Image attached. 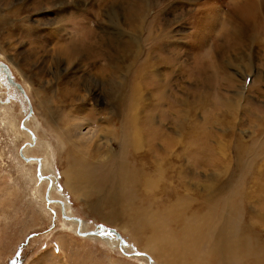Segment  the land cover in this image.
Listing matches in <instances>:
<instances>
[{
    "label": "rangeland",
    "instance_id": "rangeland-1",
    "mask_svg": "<svg viewBox=\"0 0 264 264\" xmlns=\"http://www.w3.org/2000/svg\"><path fill=\"white\" fill-rule=\"evenodd\" d=\"M231 1L0 0V106L28 138L13 142V132L0 125V264H160L127 233L96 219L81 194L65 186L63 146L44 122L54 118L64 131L73 129L58 108L63 87L71 82L74 90L78 77L77 116L89 120L84 132L93 136L88 150L82 143L83 153L91 149L104 160L108 154L96 145L106 142L116 155L117 142L128 135L127 162L145 176L138 200L177 204L192 223L210 217L213 235L235 210L239 231L230 237L231 247L238 248L240 238L264 245V155L246 154L264 149V35L263 43L245 49L230 40L224 45L212 32L210 51L201 46L209 35L203 20L225 13ZM103 42H111L107 50L99 46ZM82 43L97 44L96 61L76 56ZM110 59L113 85L127 96L125 108L135 122L125 123L130 131L121 137L120 123L102 116L110 86L101 73ZM145 62L151 68L137 73ZM93 80L99 85H86ZM84 94L87 101L80 100ZM44 141L56 153L52 170L43 161ZM109 231L125 239L131 256ZM193 260L210 264L201 250ZM243 262L238 257L230 264Z\"/></svg>",
    "mask_w": 264,
    "mask_h": 264
},
{
    "label": "bare ground",
    "instance_id": "bare-ground-1",
    "mask_svg": "<svg viewBox=\"0 0 264 264\" xmlns=\"http://www.w3.org/2000/svg\"><path fill=\"white\" fill-rule=\"evenodd\" d=\"M205 23L206 22L203 20L202 28H206L205 30L209 35L207 38L205 37L201 40L203 51H210L211 46L209 45H212L210 41L214 40L210 39L212 32L218 34L223 42L230 40L238 47L242 46L245 49H251V46L255 45L258 41L261 40L263 43L264 0H232L225 13H210V21ZM111 42H108L106 45H104L103 42L100 43L99 46H104L106 49L110 46ZM92 46L93 47H88L85 43H82L77 50L78 53L76 56L78 57L79 54L83 53L84 56L89 57L92 61H96L97 57H99L97 53V44L94 43ZM116 48L119 49L118 47ZM214 52L213 50L211 51V53ZM111 60L112 59L107 61L104 65L105 70H102L101 73V80L107 79V83L105 84H109L110 86L108 89H104V95L106 96L105 101L107 102L109 110L102 116L106 122L114 121L117 124L120 123L121 130H119L116 137H121V134H128L130 131V127L126 126L125 123L133 124L135 122L131 120L133 116L129 113L128 109L125 108L128 104L126 100L127 96L118 91L113 85L114 64ZM77 64L79 65V63ZM146 68H151L150 63L148 66L146 62L143 63L136 69V72L138 73ZM93 71V74H96L98 70L96 71L95 67ZM74 84V90L71 89V82L63 87L65 95L64 99L60 100L63 104L58 108L63 110V117L65 116L64 111L67 113V121L71 123L73 129L64 131L59 126L58 121L55 122L54 118L47 119L44 125L49 129L50 133L56 137V141L60 142L58 147L59 145L63 146L62 148L65 153L64 166H67L62 172V176L65 178V182L63 181L65 186L68 190L75 191V195L81 194L82 198H80V200L83 205L87 207L90 214L94 215L96 219L104 221L106 224L108 223L116 227V229H120L127 233L134 242L142 246L143 251L150 252L154 260H157L160 264H197L193 258L197 257L200 250L204 252L205 262L210 264H230L231 260H238V257L244 261L241 264H264L263 244L254 245L244 238L238 239V248H233L229 244L230 237L237 234L239 231V223L235 210L232 211V214L228 218L227 227L225 228L229 229V237L222 238V232L225 229L219 235H213L215 224L212 223L210 225V217H205L200 223H192L188 217L182 214L177 204L152 203L142 199L141 201L138 200L137 196L140 195L143 189V186L140 188V179L142 180L145 176L140 170H136L132 167V163L127 162L128 154L126 155V151L129 147L128 135L126 140L117 142L120 144V149L116 155L113 154L111 147L106 142L96 145V147L100 148L99 151L103 152L102 154H108L104 160H102L101 156L94 150L90 149L88 152L83 153V151L80 150L82 143L85 144V148L88 150V148L91 147L89 145L93 141V136L92 133L84 132L85 129L89 128V120L77 116V114L82 113V108L77 107L78 104L75 103L77 101L76 97L78 96L76 86L80 84L79 77L74 78ZM211 84L212 81L210 82V85ZM86 85L92 87V85L96 86L99 84L93 80L89 83L86 82ZM87 99L88 96L85 94L80 97L81 101H87ZM99 99L100 97L97 95L93 98L94 102H97ZM135 100L136 92L134 88L131 87L130 102ZM83 106L84 105H82V107ZM92 106L94 107V105ZM83 124H86L85 127ZM0 125H2L8 133L13 132V142L19 140L21 137L27 138L26 135L18 130L15 117L13 115H7L3 106H0ZM44 143L45 144L42 145L45 155L43 161L47 160L49 166L46 169L52 170L51 165L54 163L56 153L51 143L48 141H44ZM26 150H28V148ZM30 150L31 149H29V151ZM260 153L264 155V149H262L261 152H258V150L246 152L248 156L255 159L259 157ZM42 168L45 170V164ZM25 172L26 171L23 173ZM30 179L33 180V177L30 176ZM58 203L62 205L60 201H58ZM62 214L63 217L66 216L64 211H62ZM71 219L81 224L79 219ZM109 233L113 235L117 234L114 231H109ZM88 234L91 235L92 233L87 232V235ZM101 234V232H98L97 235ZM92 238L95 237H91V239ZM109 243L117 246V244L113 242ZM184 252L190 253V259L183 257Z\"/></svg>",
    "mask_w": 264,
    "mask_h": 264
},
{
    "label": "water",
    "instance_id": "water-1",
    "mask_svg": "<svg viewBox=\"0 0 264 264\" xmlns=\"http://www.w3.org/2000/svg\"><path fill=\"white\" fill-rule=\"evenodd\" d=\"M37 162L39 163V160H37ZM39 169H40V164H39ZM40 178L43 179L44 176L40 175ZM46 179L48 180V177H46ZM50 184H51V181L49 182V186H50ZM114 235L116 236L117 240H119L120 243H121V245L123 246V247L120 248L121 251L123 252V254H124V255H127V256H131V255L127 254V253L124 251V247H128V245H129V244L125 241V239L122 238V237H120V236H118L117 234H114ZM136 255H138V256H143V255L140 254V253H136ZM143 257H145V256H143ZM148 263H149V264H152V261H150V259H148Z\"/></svg>",
    "mask_w": 264,
    "mask_h": 264
},
{
    "label": "flooded vegetation",
    "instance_id": "flooded-vegetation-1",
    "mask_svg": "<svg viewBox=\"0 0 264 264\" xmlns=\"http://www.w3.org/2000/svg\"><path fill=\"white\" fill-rule=\"evenodd\" d=\"M78 231V230H77Z\"/></svg>",
    "mask_w": 264,
    "mask_h": 264
}]
</instances>
